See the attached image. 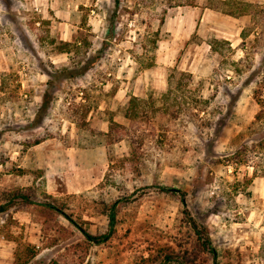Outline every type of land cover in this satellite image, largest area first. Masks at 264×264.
Listing matches in <instances>:
<instances>
[{"label":"rangeland","instance_id":"374dc122","mask_svg":"<svg viewBox=\"0 0 264 264\" xmlns=\"http://www.w3.org/2000/svg\"><path fill=\"white\" fill-rule=\"evenodd\" d=\"M9 1L0 0V205L18 194L34 202L0 212L13 264L27 246L37 250L29 264L168 255L214 264L186 211L206 227L217 264H264V182L253 184L264 174L255 94L264 90V6L251 8L245 39L230 46L212 23L192 21L193 0ZM115 203V231L101 245L44 206L104 235Z\"/></svg>","mask_w":264,"mask_h":264},{"label":"crops","instance_id":"0c3cea01","mask_svg":"<svg viewBox=\"0 0 264 264\" xmlns=\"http://www.w3.org/2000/svg\"><path fill=\"white\" fill-rule=\"evenodd\" d=\"M10 1L9 2L11 3V7L18 8L21 4H26L28 7H30L28 0H25L26 3H24L23 0ZM35 2L40 8V0H36ZM257 6L259 8H262L264 6V0H193V6L191 9L194 10V13H192L194 16L192 17V21L194 23L199 22L200 27H208V25L212 23L214 38L216 40H225L231 42L232 45H235L242 40V32L244 30L245 22H247L248 20H253L251 8ZM190 20L191 18H188L187 22H189ZM64 31L65 29H61L63 36L65 35ZM68 35L69 32L66 31V36ZM46 86L47 84L43 85V83H40V87ZM44 95L42 94L40 96V101L44 100ZM68 155L70 156L68 158V162H73L75 166L77 153L75 151H72L68 153ZM69 182L70 180L67 179L65 183L66 189L68 191L70 190ZM263 182L264 178H261L254 180L253 184H256V186H258ZM261 197H264V193L261 194ZM8 245H3L2 243L0 244V246L4 247L3 251L0 250V264H13L12 249L14 244L9 243Z\"/></svg>","mask_w":264,"mask_h":264},{"label":"trees","instance_id":"16d2710c","mask_svg":"<svg viewBox=\"0 0 264 264\" xmlns=\"http://www.w3.org/2000/svg\"><path fill=\"white\" fill-rule=\"evenodd\" d=\"M242 39H245L244 33H242ZM216 42H218V41H215V43ZM224 42H227L230 45V43L228 41H224ZM210 46H211V48H213V46L211 44H210ZM74 76H75L74 74L68 75L69 78L74 77ZM255 94H256L257 102L264 103V100H263L264 90L260 89ZM46 98L47 97L44 98V105H43L44 108L47 106ZM257 176L258 175L255 174V177H257ZM262 177L264 178V174L262 175ZM160 190L162 192L169 193V194H179L180 193V191H178V190L170 189V188H166V187L161 188ZM181 194L182 195L180 198H181L183 205L185 206L187 204L186 199H185V193L181 192ZM17 200H22V202H24L25 204L34 203L28 196L18 194V195H15L14 199L10 200L9 202H7L3 205H0V212L8 211L15 204V201H17ZM44 206H46L50 209H53V210L57 211L60 215L64 216L70 223H72L74 226H76L84 234L86 239L90 243H92L93 245H101V244L108 242L114 234L115 226H116V222H117L116 221L117 220V203L113 204L111 206V208L109 209V215H108L109 231L104 235H91L87 232V230L83 229L74 218H72L70 215L66 214L62 209H58L56 206H53V205H47L46 204ZM186 214L188 216L190 226L193 229V231L195 232L200 245L205 250V252H208L213 257L214 264H217L218 252L212 244V240L210 238V235H209L206 227L199 225L197 223V221L193 217L190 216L188 211H186ZM36 255H37L36 248L32 247V246H27V247H25V249L22 252L16 253L15 264H29V262ZM171 263H179V262H178V259L176 257L168 255L164 258V261L162 263H158V264H171ZM52 264H59V263L54 262Z\"/></svg>","mask_w":264,"mask_h":264}]
</instances>
